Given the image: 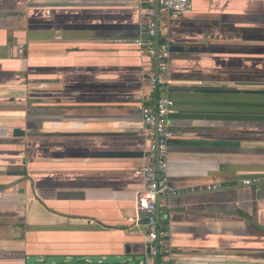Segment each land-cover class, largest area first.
I'll return each mask as SVG.
<instances>
[{"label":"crops","instance_id":"crops-1","mask_svg":"<svg viewBox=\"0 0 264 264\" xmlns=\"http://www.w3.org/2000/svg\"><path fill=\"white\" fill-rule=\"evenodd\" d=\"M189 1L176 18L158 10V93L134 44L145 0H0V264H264V0ZM165 94L179 193L160 199L159 251L136 171L140 105Z\"/></svg>","mask_w":264,"mask_h":264},{"label":"built area","instance_id":"built-area-1","mask_svg":"<svg viewBox=\"0 0 264 264\" xmlns=\"http://www.w3.org/2000/svg\"><path fill=\"white\" fill-rule=\"evenodd\" d=\"M146 3V37H138L134 44L142 54L155 60L157 73L149 74V83L153 91L165 89L168 80L162 78L169 71L170 41L158 37V47H156V36L158 26L156 21V9H162L171 17H178L191 10L189 0H145ZM157 59V61H156ZM174 100L167 96H147L140 105L141 118L144 125L143 135L146 141L145 160L143 165L137 169L136 173L143 179V187L138 192L137 210L144 215L147 221V236L153 241L161 240L164 233L161 231L157 220L159 197H168L179 192L172 188L168 176V145L173 138L174 132L171 126L170 114L174 110ZM259 180H245L244 184H258ZM170 252L168 247L165 249Z\"/></svg>","mask_w":264,"mask_h":264},{"label":"water","instance_id":"water-1","mask_svg":"<svg viewBox=\"0 0 264 264\" xmlns=\"http://www.w3.org/2000/svg\"><path fill=\"white\" fill-rule=\"evenodd\" d=\"M157 14H158V7L156 9V16H157ZM158 37H159V32H157V36H156V47H158ZM156 61H157V59H156ZM13 134H14V136L24 135V131H22V129L16 128V129H14ZM12 174L26 176L27 175V172L26 171L14 172ZM160 199H161V197H159L158 200H157L158 201V205H159ZM159 219H160V208L158 206V210H157V220L159 221ZM156 243H157V245L159 247L158 249L160 251V246H159L160 245L159 244L160 242L157 241ZM142 261H143V259L141 257L140 258H137V257L134 258L133 256L127 254L125 256L120 257V260L119 261H116V262H108V261L106 262V261H102L100 263H97V262L90 263V262H88L86 260H81V261H77V262L75 261L72 264H141ZM32 264H71V263L70 262H64V261L53 262L51 256H46L42 260L34 259L32 261ZM182 264H206V263H196V262H192V263H182ZM215 264H263V263L223 262V263H215Z\"/></svg>","mask_w":264,"mask_h":264},{"label":"trees","instance_id":"trees-1","mask_svg":"<svg viewBox=\"0 0 264 264\" xmlns=\"http://www.w3.org/2000/svg\"><path fill=\"white\" fill-rule=\"evenodd\" d=\"M160 41H163V39H162V38H160Z\"/></svg>","mask_w":264,"mask_h":264}]
</instances>
